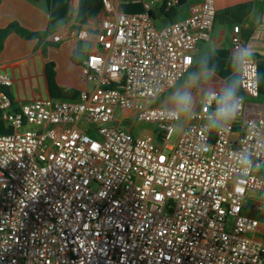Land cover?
I'll list each match as a JSON object with an SVG mask.
<instances>
[{
	"label": "built area",
	"instance_id": "obj_1",
	"mask_svg": "<svg viewBox=\"0 0 264 264\" xmlns=\"http://www.w3.org/2000/svg\"><path fill=\"white\" fill-rule=\"evenodd\" d=\"M177 1L125 13L101 0L71 32L86 43L81 74L92 85L77 98L14 107L0 72V118L14 128L0 134V264H264V116L217 133L204 127L206 92L180 122L161 104L215 15L214 0H185L186 15L169 20ZM242 76V92L257 97L255 58ZM140 122L153 129L134 135ZM241 154L251 156L243 171Z\"/></svg>",
	"mask_w": 264,
	"mask_h": 264
},
{
	"label": "crops",
	"instance_id": "obj_2",
	"mask_svg": "<svg viewBox=\"0 0 264 264\" xmlns=\"http://www.w3.org/2000/svg\"><path fill=\"white\" fill-rule=\"evenodd\" d=\"M78 5V0H0V29L16 22L25 30L36 34L34 38H25L10 33L0 50V72H5L12 78V86L8 92L14 107L27 101L53 98L49 92L47 77L49 63L53 64V80L59 87L79 92L92 87L84 81L81 74L80 63L86 43L77 41L71 35L79 23ZM139 5L142 11L140 2ZM184 5L185 12L179 13V18L187 13V4L183 3L181 7ZM214 5L215 15L210 38L196 43L192 52L193 64L176 87L182 86L187 75L201 67L207 54L209 66H216V74L207 83L201 81L200 86L193 87L192 95H201L209 89L218 91L231 75L232 55L240 51L234 50L231 43L233 29L238 26L242 47H250L255 52L260 83L257 97H250L242 92L246 110L234 122L238 123L244 117H254L260 113L264 116V0H214ZM158 20L162 24L167 22L165 18ZM53 33H59L62 39L53 42ZM75 51L78 63L72 61ZM175 88L164 96L162 105L170 106V96ZM4 125L5 127H0V134L14 130L10 124L5 122Z\"/></svg>",
	"mask_w": 264,
	"mask_h": 264
},
{
	"label": "clouds",
	"instance_id": "obj_3",
	"mask_svg": "<svg viewBox=\"0 0 264 264\" xmlns=\"http://www.w3.org/2000/svg\"><path fill=\"white\" fill-rule=\"evenodd\" d=\"M215 52V49H213ZM255 52L252 48L243 46L238 53L230 59L231 75L225 80L223 86L217 91L209 89L203 96V103L208 105L209 111L206 116L204 127L209 132L219 133L229 124L233 123L244 105L242 95V73L254 60ZM216 74V66H209L207 54L201 62V67L189 73L182 86L176 87L170 96V106L167 108V119L180 122L192 116L194 97L191 89L198 87L201 81L207 83ZM241 170L251 165V156L241 154L238 159Z\"/></svg>",
	"mask_w": 264,
	"mask_h": 264
},
{
	"label": "trees",
	"instance_id": "obj_4",
	"mask_svg": "<svg viewBox=\"0 0 264 264\" xmlns=\"http://www.w3.org/2000/svg\"><path fill=\"white\" fill-rule=\"evenodd\" d=\"M179 5L171 9L167 16L169 20H174L179 15L180 10ZM101 9V0H79L78 12H77V21L84 22L87 18L93 17L98 14ZM10 33H16L25 38H34L36 37L35 33L29 32L19 26L16 22H11L5 28L0 29V50L3 46L5 38ZM72 61L78 63L77 53H73ZM47 77L49 83V92L53 98H77L79 91L75 89H66L59 87L53 80V64L49 63L47 65Z\"/></svg>",
	"mask_w": 264,
	"mask_h": 264
},
{
	"label": "rangeland",
	"instance_id": "obj_5",
	"mask_svg": "<svg viewBox=\"0 0 264 264\" xmlns=\"http://www.w3.org/2000/svg\"><path fill=\"white\" fill-rule=\"evenodd\" d=\"M190 0H187V2H189ZM139 2L141 4L142 7V2L141 0H120V9L125 12V13H136L140 11L139 7ZM131 3V6H130ZM184 13L185 12V5L183 7L180 8L179 13ZM164 20V18H163ZM164 22V21H163ZM156 26L158 28H160L162 26V21L156 20ZM258 78V85L260 83V76H257ZM117 119L121 118V110L117 109L116 110V114H115ZM135 120L134 118H125L123 121V125L122 126H126V125H130L131 123H133ZM5 122H3V120L0 122V127L3 128L5 127L4 125ZM179 126V124L177 125ZM133 133L134 135H140L141 133L145 132V131H150L153 129V126L150 123L147 122H140V123H134L133 125ZM21 130H35V128L31 125H25ZM177 137V128L175 129V131L173 132L172 136H171V140L172 142L175 141ZM262 169L264 170V165L262 166ZM247 194H250V196H255L256 199H260V193L255 192V191H249Z\"/></svg>",
	"mask_w": 264,
	"mask_h": 264
},
{
	"label": "water",
	"instance_id": "obj_6",
	"mask_svg": "<svg viewBox=\"0 0 264 264\" xmlns=\"http://www.w3.org/2000/svg\"><path fill=\"white\" fill-rule=\"evenodd\" d=\"M184 2H185V0H178V1H177V4H178L179 6H181Z\"/></svg>",
	"mask_w": 264,
	"mask_h": 264
}]
</instances>
